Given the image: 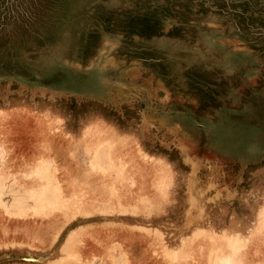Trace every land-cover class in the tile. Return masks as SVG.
<instances>
[{
    "label": "rangeland",
    "instance_id": "rangeland-1",
    "mask_svg": "<svg viewBox=\"0 0 264 264\" xmlns=\"http://www.w3.org/2000/svg\"><path fill=\"white\" fill-rule=\"evenodd\" d=\"M215 165L264 168V0H0V264H264L182 224Z\"/></svg>",
    "mask_w": 264,
    "mask_h": 264
},
{
    "label": "crops",
    "instance_id": "crops-1",
    "mask_svg": "<svg viewBox=\"0 0 264 264\" xmlns=\"http://www.w3.org/2000/svg\"><path fill=\"white\" fill-rule=\"evenodd\" d=\"M205 169L201 174L188 173L178 182L184 227L225 234L249 233L264 206V168L237 172L234 167L215 165Z\"/></svg>",
    "mask_w": 264,
    "mask_h": 264
},
{
    "label": "bare ground",
    "instance_id": "bare-ground-1",
    "mask_svg": "<svg viewBox=\"0 0 264 264\" xmlns=\"http://www.w3.org/2000/svg\"><path fill=\"white\" fill-rule=\"evenodd\" d=\"M46 179H48V178H46ZM216 184V183H215ZM209 185H210V183H209ZM211 185H213V184H211ZM210 187V186H209ZM212 187V186H211ZM213 188H215V187H213ZM199 190H202V189H199ZM196 192V191H195ZM199 193V192H198ZM204 193V192H203ZM42 196V195H41ZM195 202V201H194ZM259 213H261V216H262V213L264 214V206L261 208V210H260V212ZM233 247H234V245H233ZM235 248V247H234ZM233 248V249H234ZM235 254V253H234ZM264 257V256H263Z\"/></svg>",
    "mask_w": 264,
    "mask_h": 264
}]
</instances>
